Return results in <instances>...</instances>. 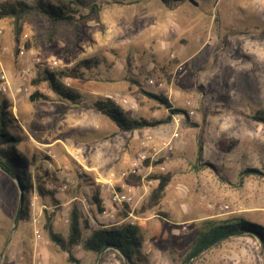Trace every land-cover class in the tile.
Listing matches in <instances>:
<instances>
[{
    "label": "rangeland",
    "instance_id": "rangeland-1",
    "mask_svg": "<svg viewBox=\"0 0 264 264\" xmlns=\"http://www.w3.org/2000/svg\"><path fill=\"white\" fill-rule=\"evenodd\" d=\"M16 1L33 0L0 3ZM63 1L77 10L74 21L52 24L31 13L18 23L23 59L13 21L0 20V74L10 84L0 93L17 119L16 148L33 164V183L39 176L57 200L33 190L28 220L14 223L20 189L0 170V264H71L44 226L50 222L65 236L74 206L94 228L133 221L143 264H264L260 239L244 234L188 257L204 219L241 218L264 228V176L242 175L249 168L264 172V127L250 118L264 109V0H185L173 8L163 0ZM53 58L64 68L100 60L83 80L65 81L80 94L78 103L59 99L45 84L31 85L34 60ZM21 64L34 66L31 78L18 76ZM36 89L45 100L30 101ZM142 91L187 115L167 158L137 172L129 161L146 130L120 132L92 104L111 95L136 119L165 118V107ZM149 128L166 138L175 127L171 121ZM232 140L229 151L219 144ZM165 173L171 181L158 206L142 212L157 185L147 178ZM115 192L132 195L137 205L127 204V213L112 202ZM74 254L81 264H128L114 251L98 257L77 246Z\"/></svg>",
    "mask_w": 264,
    "mask_h": 264
},
{
    "label": "trees",
    "instance_id": "trees-1",
    "mask_svg": "<svg viewBox=\"0 0 264 264\" xmlns=\"http://www.w3.org/2000/svg\"><path fill=\"white\" fill-rule=\"evenodd\" d=\"M184 1L185 0H163L169 8L178 7ZM72 4L75 5L76 2H72ZM75 12H77V10L71 9L66 1L63 0H33L31 4L26 1L0 3V20L10 18L13 21L16 46L19 40L18 23L23 21L27 15L29 16L31 13H36L47 18L52 24H57L74 21ZM98 61L100 60L82 59L70 68L59 67L53 70L35 65L36 74L30 83L35 88L41 84H45L59 99L71 103H78L79 98H81L80 94L76 89L67 85L65 81L74 79L83 80L84 71L96 67L99 64ZM142 92L165 107L168 111L165 118L160 120L136 119L129 115L115 101L107 98L96 99L92 106L101 116L113 123L120 132H132L134 130L137 131L144 128L157 127L168 124L171 122L172 118L177 115H187V112L184 110L174 109L163 96L145 91ZM44 97L45 95L36 89V91L29 96V99L33 102L39 98L45 100L46 98ZM10 109L11 105L0 93V170L5 172L6 175L12 176L13 179L17 181L21 191L19 192V194L21 193L20 205L17 208L18 219L20 221H27L30 207L29 196L33 190L40 196L50 195L54 204H57V200L54 198L51 191L45 190L44 182L43 180L40 181L39 176L36 177L37 183H33V177L29 171L33 164L16 148L20 143L19 137L13 132L16 128L17 119L11 115ZM250 118L252 121L260 123L264 127V109L257 111ZM219 144L229 151L235 145V141H220ZM162 161L161 158L151 163L147 160L144 161V166L148 167L150 164L156 166L161 164ZM242 175L264 176V172L259 169L249 168L245 169ZM130 178H133V176ZM135 179L136 181L140 180L139 177ZM147 179L156 181L157 185L150 193L149 200L143 204L142 212L158 206L163 193L166 191L171 181V173L150 175ZM92 199L93 203L97 205L98 211L102 212V201L99 197L95 195ZM124 207L128 213L130 210L129 206L124 204ZM126 215L127 214H124L123 217H126ZM138 229V227L126 223L109 227L100 225L98 228H94L90 226L89 220H82L77 206L71 209L69 227L65 236L54 231L52 229V223L50 222L44 226L48 240L53 243L59 251L67 254V260L71 264H81V261L77 260L74 254V248L77 246L84 252H91L98 257L102 254V250L107 247L106 251L118 253L123 261L128 264H143L141 253L143 240ZM83 232H85V235ZM241 234L257 236L264 248V228L260 224L246 221L241 218L231 220L204 219L200 223V230L198 231L194 240L193 249H191L188 257L197 256L205 249H208L215 241L219 243L225 238L228 239L232 236ZM183 264H185V261Z\"/></svg>",
    "mask_w": 264,
    "mask_h": 264
},
{
    "label": "built area",
    "instance_id": "built-area-1",
    "mask_svg": "<svg viewBox=\"0 0 264 264\" xmlns=\"http://www.w3.org/2000/svg\"><path fill=\"white\" fill-rule=\"evenodd\" d=\"M26 37V36H25ZM24 41L22 40L18 44V58L23 59L27 53V49ZM34 65H39L40 67H45L46 69L53 70L59 67H63L57 59H50L47 61H40L39 59L34 60ZM34 71V66H28L27 64H21L17 70V74L19 77H27L31 78ZM149 84H152V80L149 81ZM10 90V84L8 80V76L5 73L0 74V91L5 93ZM123 104L127 102L122 100ZM184 118V115H177L172 119L174 125V131L171 134V137H168L165 140H156L153 135L148 134L145 135L140 141L141 151L137 158L130 162L131 167L135 171H139L141 166L144 164V161H157L158 159L164 157L167 158V155L173 150L174 143L179 137L178 132V123L180 119ZM111 200L113 203L118 205L124 204H132L134 199L133 196L126 193H113L111 196ZM131 215V214H130ZM133 224V221L130 222Z\"/></svg>",
    "mask_w": 264,
    "mask_h": 264
},
{
    "label": "crops",
    "instance_id": "crops-1",
    "mask_svg": "<svg viewBox=\"0 0 264 264\" xmlns=\"http://www.w3.org/2000/svg\"><path fill=\"white\" fill-rule=\"evenodd\" d=\"M107 96V99H111L112 98V96L111 95H106ZM126 101V100H125ZM174 118V117H173ZM172 118V119H173ZM172 121V120H171ZM142 130V129H141ZM144 130H146L145 132H142V131H140V132H142L143 134H144V136L145 135H148V134H151V135H153L154 136V138L156 139V140H165V139H167L168 137H171V134H170V136H168V137H166L165 138V136L164 135H162L160 138H158V137H155V136H158V135H155L154 134V131H152L151 130V128H147V129H145L144 128ZM174 131V129L172 130V132ZM134 132H139V131H136V130H134ZM143 136V137H144ZM137 157H134L132 160H134V159H136ZM132 160H130L129 161V163L132 161ZM153 162V161H152ZM151 163V162H150ZM149 167V166H148ZM145 168V166H144V164L141 166V168L139 169V172L140 171H142L143 169ZM111 176H112V174H111ZM133 199H134V197H133ZM131 205H134V207L137 205V201H135V199H134V201H133V203L131 204Z\"/></svg>",
    "mask_w": 264,
    "mask_h": 264
},
{
    "label": "water",
    "instance_id": "water-1",
    "mask_svg": "<svg viewBox=\"0 0 264 264\" xmlns=\"http://www.w3.org/2000/svg\"><path fill=\"white\" fill-rule=\"evenodd\" d=\"M1 169V168H0ZM7 176H9L11 179H13V177L12 176H10V175H7ZM21 192V191H20ZM20 199H21V193H20ZM17 220H18V211L16 212V215H15V218H14V223H16L17 222ZM217 243V241H215L211 246H213L214 244H216ZM210 246V247H211ZM209 247V248H210ZM208 248V249H209ZM107 249V247H105L103 250H102V252H104L105 250Z\"/></svg>",
    "mask_w": 264,
    "mask_h": 264
}]
</instances>
